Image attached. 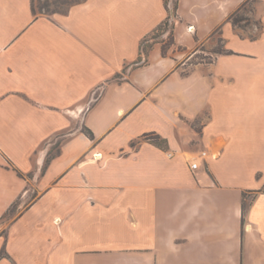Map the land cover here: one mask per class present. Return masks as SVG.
<instances>
[{"label": "crops", "instance_id": "0c3cea01", "mask_svg": "<svg viewBox=\"0 0 264 264\" xmlns=\"http://www.w3.org/2000/svg\"><path fill=\"white\" fill-rule=\"evenodd\" d=\"M174 14L0 0V264H264V0Z\"/></svg>", "mask_w": 264, "mask_h": 264}, {"label": "rangeland", "instance_id": "374dc122", "mask_svg": "<svg viewBox=\"0 0 264 264\" xmlns=\"http://www.w3.org/2000/svg\"><path fill=\"white\" fill-rule=\"evenodd\" d=\"M82 0H33V8L36 14H52L54 12H64L68 9L70 4ZM169 0H167V3ZM175 5L176 0H172ZM252 9V3H245L234 15L233 19L237 21L238 26H245L251 23L250 10ZM153 41L161 42V46L164 51H167L171 47L172 37L170 35V27L167 25H162L158 30H155L147 37V42H143V49H147ZM221 45L218 43L213 48L208 47V45L199 46V52L195 56V60L203 61L208 60L209 55L207 54L210 50H220ZM60 136L53 138V149L51 152L55 151L57 143L60 141Z\"/></svg>", "mask_w": 264, "mask_h": 264}, {"label": "built area", "instance_id": "2783aa9c", "mask_svg": "<svg viewBox=\"0 0 264 264\" xmlns=\"http://www.w3.org/2000/svg\"><path fill=\"white\" fill-rule=\"evenodd\" d=\"M174 18H175V14H174V4L172 3V0H169L168 2V15L166 17L168 23H171L174 21ZM187 30L188 31H193V25H189L187 26ZM206 154L205 151H201V155L204 156ZM97 156V155H96ZM198 165V162L197 161H193L191 164H190V167L192 169L196 168Z\"/></svg>", "mask_w": 264, "mask_h": 264}, {"label": "trees", "instance_id": "16d2710c", "mask_svg": "<svg viewBox=\"0 0 264 264\" xmlns=\"http://www.w3.org/2000/svg\"><path fill=\"white\" fill-rule=\"evenodd\" d=\"M78 2H80V1H76V2H74V3H72V4H70V6L73 5V4H75V3H78ZM236 12H237V11H236ZM236 12L232 13V14L229 16V19L232 21L233 24H236V23H237V21H235V20L233 19V15H234ZM162 25H168V21H167V19H165V20L163 21V23L157 28V30H158ZM145 41H147V38H145V39L143 40V42H145ZM143 42H142V44H143ZM87 133L89 134L90 132L87 131ZM150 138H151V140H152L155 144H157V145L162 146V145L164 144V140H163L159 135H157V134H152V135L150 136Z\"/></svg>", "mask_w": 264, "mask_h": 264}]
</instances>
